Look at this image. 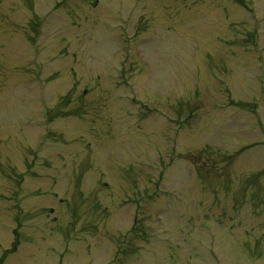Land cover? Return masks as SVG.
I'll use <instances>...</instances> for the list:
<instances>
[{"label":"rangeland","instance_id":"374dc122","mask_svg":"<svg viewBox=\"0 0 264 264\" xmlns=\"http://www.w3.org/2000/svg\"><path fill=\"white\" fill-rule=\"evenodd\" d=\"M0 264H264V0H0Z\"/></svg>","mask_w":264,"mask_h":264}]
</instances>
